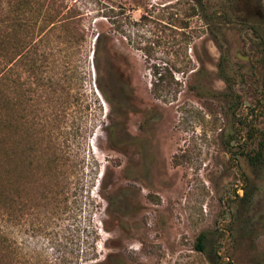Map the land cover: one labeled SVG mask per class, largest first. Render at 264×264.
Masks as SVG:
<instances>
[{
    "label": "rangeland",
    "instance_id": "obj_1",
    "mask_svg": "<svg viewBox=\"0 0 264 264\" xmlns=\"http://www.w3.org/2000/svg\"><path fill=\"white\" fill-rule=\"evenodd\" d=\"M57 5L51 35L85 37L68 50L67 91L46 78L28 82L25 106L17 91L0 100V133L28 166L1 200L0 261L264 264V149L248 160L264 145V0ZM96 33L112 115L95 83ZM157 71L173 84L155 87Z\"/></svg>",
    "mask_w": 264,
    "mask_h": 264
},
{
    "label": "trees",
    "instance_id": "obj_2",
    "mask_svg": "<svg viewBox=\"0 0 264 264\" xmlns=\"http://www.w3.org/2000/svg\"><path fill=\"white\" fill-rule=\"evenodd\" d=\"M60 6L57 5V0H0V100H2L3 94L9 90L17 91L20 95L17 103L20 106H25L23 97L26 96L25 94L28 91L25 89L28 82H34L38 87L43 85L46 78H48L50 87L55 85V92L63 93L67 91L64 85L67 84V75L63 72V68L68 63L66 61L68 50L70 48L79 50L83 46L85 37L80 34L78 29H76L78 30L76 36L71 37V39H63L60 42L57 41V36L51 35V33L55 34L53 30L57 28L60 22L57 20L61 13ZM30 12H32L31 16L28 14ZM38 19H40L41 25L35 27ZM35 28L39 30L37 34L34 33ZM45 28H47V31L42 33ZM103 39L102 33L94 34L91 56H93L96 87L109 106V115H112L115 108L117 111L121 110L118 106L114 108L115 96L109 65L103 67L99 61L100 45ZM60 43L64 44V47H60ZM47 67H50L51 70H61V76L60 74L58 76L65 77V80L57 76L58 79L55 80V83L51 82V78L44 75ZM154 74H159L160 80L154 84L155 87L161 86L164 88L173 84V77L170 73H168L169 76L158 71ZM162 82L165 84L164 86ZM108 118L111 124L107 125L104 131L107 137L110 138L114 123L110 119L112 116ZM7 140L6 134L1 132L0 208H3L1 200H8L11 189L13 188L16 192L24 184V171L28 167L27 163L16 161L17 155ZM263 149V143H259L257 153L248 159L251 164L260 160ZM203 241L204 235H200L196 244L198 250H203ZM0 244H3L1 240ZM94 259L96 258H91V260ZM0 262V264H4L2 260ZM7 264H10V262ZM212 264L217 263L212 262Z\"/></svg>",
    "mask_w": 264,
    "mask_h": 264
},
{
    "label": "water",
    "instance_id": "obj_3",
    "mask_svg": "<svg viewBox=\"0 0 264 264\" xmlns=\"http://www.w3.org/2000/svg\"><path fill=\"white\" fill-rule=\"evenodd\" d=\"M93 57V56H92Z\"/></svg>",
    "mask_w": 264,
    "mask_h": 264
}]
</instances>
